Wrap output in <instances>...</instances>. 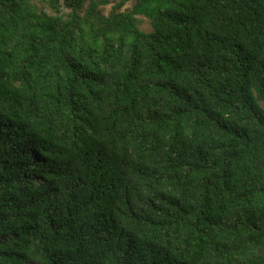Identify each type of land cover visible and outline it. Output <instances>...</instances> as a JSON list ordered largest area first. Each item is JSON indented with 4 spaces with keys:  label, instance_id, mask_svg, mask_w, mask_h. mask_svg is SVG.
I'll list each match as a JSON object with an SVG mask.
<instances>
[{
    "label": "trees",
    "instance_id": "trees-1",
    "mask_svg": "<svg viewBox=\"0 0 264 264\" xmlns=\"http://www.w3.org/2000/svg\"><path fill=\"white\" fill-rule=\"evenodd\" d=\"M112 3L0 0V264H264V0Z\"/></svg>",
    "mask_w": 264,
    "mask_h": 264
},
{
    "label": "rangeland",
    "instance_id": "rangeland-1",
    "mask_svg": "<svg viewBox=\"0 0 264 264\" xmlns=\"http://www.w3.org/2000/svg\"><path fill=\"white\" fill-rule=\"evenodd\" d=\"M118 1H120V0H112V2H113L112 4L105 6V8H104L105 12L108 13L111 10L113 4L117 3ZM130 5H131V2H129L127 4V6H130ZM140 18H142V23H141L142 29L150 30L152 27H151L149 19L145 18L144 16H141Z\"/></svg>",
    "mask_w": 264,
    "mask_h": 264
}]
</instances>
